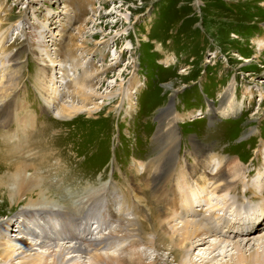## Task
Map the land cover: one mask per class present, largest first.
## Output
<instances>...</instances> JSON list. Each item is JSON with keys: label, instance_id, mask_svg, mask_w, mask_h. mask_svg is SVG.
<instances>
[{"label": "rangeland", "instance_id": "1", "mask_svg": "<svg viewBox=\"0 0 264 264\" xmlns=\"http://www.w3.org/2000/svg\"><path fill=\"white\" fill-rule=\"evenodd\" d=\"M78 9L87 13L81 15ZM79 29L83 30L81 34ZM71 37H75L77 48L73 50L83 68L97 74L91 86L94 99L83 109L75 102L81 110L76 117L66 121L56 118L60 105L71 104L72 90L59 83L61 67L52 65V73L58 77L52 85L58 101H50L52 111L42 117L43 101L33 84L41 63L23 53L15 96V102L23 107L16 109L21 111L12 108L13 118L24 114L33 118L28 126L12 120L0 132L9 130L16 138L23 135L15 132L18 127L23 133L37 131L39 139L40 129L51 124L55 144L29 148L23 160L36 164L40 176L48 182L52 192L46 191L42 200L54 205L52 211L75 209L82 200L93 202L94 206L87 203L85 210L94 207V218L84 221L82 213L76 211L74 225L71 221L67 226L72 238L86 242L111 234L105 246L114 243L113 248L105 252L118 255L117 249L129 244L128 240L115 238L123 234L118 233L120 225L138 219L139 212L148 219L155 214L162 215L160 218L168 216L171 205L166 206L163 199L170 200L171 195L166 197V186L154 193L153 173L147 166L151 159L171 154L165 136V125L171 124V118L164 116L170 109L177 138L174 175L192 173L197 168L195 142L212 150L210 156L200 160L206 173L205 186L189 183L187 193L193 206H184L180 216L217 218L218 229L234 232L236 235L227 240L238 241L244 254L261 251L257 247L263 232L257 233L264 226L250 231L247 221L264 223V208L260 199L253 201L237 189L241 190L245 181L264 175L257 161L264 153V0H0V73L7 66L9 53L17 52L24 44L37 52L47 49L49 56L61 59L70 73L72 61L64 52ZM227 91L232 94L233 109L222 114ZM42 149L47 156L41 154ZM41 155L45 163L38 166ZM230 160L243 168L244 175L233 176L234 193L213 194L212 178L222 167L226 169ZM256 181L253 186L258 188ZM17 199L13 203L0 192V223L10 221V235L19 224L21 208L30 200H38L26 194ZM51 214L52 218L58 217L51 229L55 231L61 216L58 212ZM118 216L121 221L116 219ZM222 218L231 222H223ZM155 220L152 218L150 224L144 221L147 232ZM79 225H83L81 230L77 229ZM228 241L223 245L225 255L208 264L233 263L236 250L232 245L228 247ZM203 248L193 251L194 259L205 251ZM161 249L140 247L148 256L142 258L141 264H176L170 251ZM83 257L86 262L88 257Z\"/></svg>", "mask_w": 264, "mask_h": 264}, {"label": "bare ground", "instance_id": "2", "mask_svg": "<svg viewBox=\"0 0 264 264\" xmlns=\"http://www.w3.org/2000/svg\"><path fill=\"white\" fill-rule=\"evenodd\" d=\"M79 11L81 15H85L87 13L84 9H80ZM80 20L81 16H78L77 21ZM82 32L83 30L79 29L78 34H81ZM74 38L75 37H71L70 42L66 47V51L64 52L65 57L72 61L70 73L73 71V75H70L66 66L63 67V63L60 61L61 59H52L46 51L47 49L38 50L39 52H37L34 47L26 46L24 44L17 52L9 53L7 66L0 73L1 129H7L8 125L12 122V120H14L13 110L15 109V111H21L16 109H21L23 107L22 104L18 105V103L15 102V96L18 89L17 75L20 64H23V62H20L19 60L21 59V55L23 56V53L26 52L31 55L34 60H37L38 63H41L39 64L40 68L35 75L36 80H34L35 83L33 84L43 101V105L41 104L42 110H40L42 117L48 116V114L52 111L51 105L55 104L54 102L58 99V93L56 89L52 87V85H54V83L58 80L60 81L59 83L65 84V88H71L72 92L69 94V98L72 102L69 105H60L61 107L59 111L57 110L58 112L56 113V118L63 121L74 118L80 114V109H83V107L86 108V106L94 99L95 94L91 86L92 79L94 75L97 74H94L92 71L87 72L86 69L83 68L80 57L75 55L76 51L73 50L77 48L75 46ZM59 48L61 50V46ZM2 50V52L6 51L5 49ZM44 56L49 57L45 58ZM52 65L55 67L56 65H59V67H61V72H58L60 75L59 78L56 75L54 76L52 73ZM22 67H24V65ZM78 69H81L82 73L78 74ZM67 80H71L72 83ZM231 95L232 94L229 91L223 95L224 102L221 110L222 114H226L233 109ZM50 101L52 104H50ZM75 102H79V105L82 108H77V105H74ZM84 111L86 112L87 110ZM164 116L167 119L168 117L171 118L169 119L171 120V124L168 123L165 125L167 128L165 136L168 143L166 145L171 148V154L166 157L158 156L151 159L147 168H150L153 173L152 187H155V189H153L154 193L157 194L160 188L166 186L165 188L168 190L165 191V194L167 195L166 197H169V195L171 196L170 200H167V198H164L163 200H165L164 204L166 206L169 204L168 206L171 205V207L167 213L168 216L165 218H160L162 216H160V214L159 216H156L155 214L153 217L152 214L150 215L156 220L152 221V225H148V232L144 228V221L148 219V216L142 214L141 212L137 213L138 219L135 217L134 219L132 218L133 220L127 221V225H120L118 233L123 234L120 238L118 236H115V238L122 239L123 242L128 240L129 242L127 243L129 244H127L128 246L126 248L122 247L123 249H117L116 247L118 255L108 253L109 250L113 248L112 245L114 243L105 246L107 241L111 238V234H109V236L104 235L102 238L86 239V242H83L80 238H72L73 236L68 233L69 229L67 226L71 224L73 217L75 218L78 216L76 211L82 213L81 219L84 221H88L90 218L95 217V215L93 216L95 210L94 207H88V209L85 210L87 203L94 206L92 201L82 200L80 204L75 207V209L73 207L68 210L62 208L65 210L59 209L52 211L54 209L51 207H54V205H50L45 200H42L46 195V191L49 193L52 192L50 190V186L48 182L40 176L38 172L39 168L36 164H29L23 160V153H25L24 151L29 150V148L34 150L40 146L46 148V146L51 147V145L53 146V144H55L53 141L54 138H52V134H50L52 130L50 127L51 124L49 125V128L45 126L43 130L40 129L38 133L39 139H36L35 136L37 131L34 132L33 130H29L28 133H23V130H19L18 127L15 132L17 134L19 132L20 134L21 131V134L23 135L16 138L11 136V132L9 130L2 132V134L0 132V192L7 194L11 199L10 201L13 203H17V198L25 194L29 197L36 196L38 199V203L31 202L32 200L29 199L30 201H27L28 203H26L18 212L19 224L16 227V230L13 231V235H10L7 231L10 221L3 222L4 224L0 223V264H141L143 260L142 258L146 259L148 256L144 251H140V247L150 248L155 251H158L162 247H166L173 257L172 261L176 264H208L210 261L214 260L215 257H222L225 255L226 249L223 245L226 241H228V237L236 234L234 232L229 234L226 230H223L224 228L220 231L218 229L219 223L216 222L217 216L215 217V220L213 218L208 219L206 217H194L193 219H189L185 216H180V214L183 213L184 206H187L190 209L193 206V202L190 201L187 193V191L191 188H189V185H191L189 183L193 181V183L198 185L200 188H204L203 186H205L203 181L206 173H204V166L200 164V160L205 155L210 156L212 150L207 147H200L199 143L195 142L193 151L196 150V153H199L196 164L194 165L197 168H194L192 173L179 172V175H174L176 174L174 170L176 160L173 154L175 152L174 148L176 146L177 138L176 130L173 124L174 116L172 110H166ZM32 118L33 117H29L24 114L22 118H15L14 121H16V123H23L22 126H28V123L32 120ZM17 125L19 126V124ZM45 150L48 151V147ZM36 152L37 150L32 153L34 157ZM26 154L28 155V153ZM41 154L44 156L46 155L44 151ZM42 155L40 158L38 157V166L45 163V157ZM259 157L260 158H257V161L258 163L260 161V165L264 168V153H260ZM207 158L210 159L209 157ZM227 162L229 164H227L229 166L228 170V166L226 169L222 167L218 170L217 175L212 178V186L210 188L212 189L211 191L213 194L224 192L234 193L236 186H234L233 176L244 175L243 168H241L240 165H235L233 161L231 163V160ZM242 179L239 178L241 182L243 181ZM255 180L258 182L255 184L258 188L253 186V181ZM253 181H245V183L241 185L242 189L240 190L238 188L237 191H239L242 195H249V198L253 201L260 199V206L264 208V175L263 177H255ZM176 189L179 190L178 194L176 193ZM173 193H175V195H172ZM131 207L133 208L134 206L131 204ZM40 209L45 211H39ZM122 209L120 210L121 213L123 212ZM223 209L224 208H222V210ZM50 211L52 213L58 212L61 216L59 219L60 222L56 225L57 229L55 228V231H52L51 229H53V222H58V217L52 218L53 216ZM113 213L112 209H109V214L112 215ZM43 214H48V217ZM119 216L116 217V219H119ZM262 217H264V209ZM152 218L148 219L146 223L150 224ZM119 220L121 221V219ZM177 221L179 222L177 223ZM221 221L225 222L230 220L222 218ZM72 222L74 225V221ZM50 226H52V228H50ZM82 226H77V229L81 230ZM247 226V230L257 231L264 226V223L260 222V220L251 222L247 221ZM262 232L263 235L258 238V241H261V243L257 247V249H261V251L256 250L249 255L244 254L242 250H240L241 244L237 243L238 241H228L231 242L228 247L232 245V247L236 250V257L231 264H264V229L259 231L257 234ZM211 238L213 240H210ZM102 245H104V247L98 250L99 246ZM204 246L206 249L203 248ZM202 248L205 251H203L202 254L197 253L195 260L194 256H192L193 251H202ZM105 250L108 252H105ZM83 256L88 257L86 262H84ZM158 257H155V261H160L158 260Z\"/></svg>", "mask_w": 264, "mask_h": 264}]
</instances>
